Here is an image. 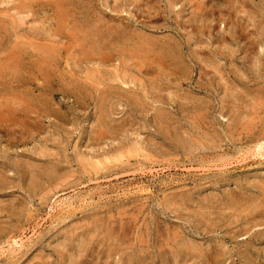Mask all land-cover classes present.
<instances>
[{
	"label": "rangeland",
	"instance_id": "1",
	"mask_svg": "<svg viewBox=\"0 0 264 264\" xmlns=\"http://www.w3.org/2000/svg\"><path fill=\"white\" fill-rule=\"evenodd\" d=\"M38 1L0 0V264H264V0Z\"/></svg>",
	"mask_w": 264,
	"mask_h": 264
},
{
	"label": "bare ground",
	"instance_id": "2",
	"mask_svg": "<svg viewBox=\"0 0 264 264\" xmlns=\"http://www.w3.org/2000/svg\"><path fill=\"white\" fill-rule=\"evenodd\" d=\"M39 1H40V0H39ZM39 1H38V2H39ZM43 1H44V0H43ZM46 1H47V0H46ZM46 1H45V2H46ZM58 1H59V0H58ZM68 1H69V0H68ZM21 2H22V1H21ZM26 2H28V1H26ZM29 2H31V1H29ZM33 2H34V1H32V3H33ZM86 2H87V1H86ZM46 3H48V1H47ZM24 4H25V3H24ZM26 4H27V3H26ZM35 4H37V3H35ZM40 4H41V3H40ZM49 4H50V3H49ZM49 4H48V5H49ZM53 4H54V3H53ZM64 4H66V3H64ZM73 4H74V3H73ZM73 4H72V5H73ZM81 4H82V3H81ZM27 5H29V4H27ZM45 5H47V4H45ZM24 6H25V5H24ZM24 6H23V11H24ZM49 6H50V5H49ZM62 6H64V5H62ZM26 7H27V6H26ZM28 7H31V6H28ZM32 7H33V6H32ZM70 7H71V6H70ZM72 7H73V6H72ZM19 8H21V7H19ZM36 8H37V7H36ZM74 9H75V8H74ZM20 11H22V10H20ZM34 13H35V12H34ZM68 16H69V15H68ZM67 21H68V20H67ZM92 28H93V27H92ZM58 29H59V28H58ZM58 29H57V30H58ZM41 30H42V29H40V31H41ZM60 30H61V33H62V29H60ZM97 30H98V29H97ZM58 32H59V31H58ZM111 32H113V31H111ZM37 33H38V32H37ZM59 33H60V32H59ZM83 33H84V32H83ZM43 34H45V33H43ZM86 34H87V33H86ZM86 34H84V35H86ZM22 35H23V34H21V36H22ZM36 35H37V34H36ZM50 35H51V34H50ZM59 35H60V34H59ZM96 35H97V34H96ZM65 36H66V35H65ZM88 36H89V35H88ZM100 36H101V35H100ZM113 37H114V36H113ZM54 38H55V37H54ZM84 38H85V37H84ZM88 38H89V37H88ZM102 38H103V37H102ZM26 39H27V38H26ZM41 39H42V38H41ZM95 39H96V38H95ZM100 39H101V38H100ZM108 39H110V38H108ZM108 39H107V40H108ZM118 39H119V38H118ZM139 39H140V38H139ZM53 40H54V39H53ZM97 40H99V38H98ZM101 40H102V39H101ZM107 40H106L105 42H108ZM140 40H142V39H140ZM145 40H147V39H145ZM152 40H153V39H152ZM38 41H39V40H38ZM45 41H47V40H45ZM48 41H51V40L48 38ZM48 41H47V42H48ZM86 41H87V40H86ZM94 41H95V40H94ZM112 41H113V40H112ZM125 41H126V40H125ZM22 42H23V41H22ZM22 42H21L20 45H22ZM55 42H56V41H55ZM81 42H83V41H81ZM118 42H119V41H118ZM145 42H146V41H145ZM147 42H149V41L147 40ZM150 43H151V42H150ZM25 44L27 45L26 42H25ZM89 44H90V43H89ZM100 44H101V43H99V45H100ZM106 44H107V43H106ZM141 44H142V43H141ZM154 44H155V42H154ZM26 45H25V46H26ZM90 45H91V44H90ZM93 45H94V44H93ZM124 45H125V44H124ZM132 45H133V44H132ZM152 45H153V44H152ZM152 45H150V46H152ZM155 45H156V46H159V45H157V43H156ZM25 46H23V47H25ZM43 46H45V45H43ZM104 46L106 47V45H104ZM118 46H119V45H118ZM125 46H126V45H125ZM133 46H134V45H133ZM153 46H154V45H153ZM156 46H155V47H156ZM23 47H22V49H23ZM94 47L96 48V46H94ZM94 47H93V49L91 48V49H89V50H91V51L93 50V51H94ZM108 47H109V46H108ZM108 47H107V48H108ZM134 47H135V46H134ZM138 47H139V45H138ZM146 47H147V46H146ZM99 48H101V47H99ZM102 48H103V47H102ZM102 48H101V49H102ZM157 48H158V47H157ZM45 49H46V48H45ZM45 49H44V50H45ZM143 49H144V46H143ZM145 49H146V48H145ZM145 49H144V50H145ZM152 49H153V48H152ZM169 49H170V48H169ZM173 49H174V48H173ZM24 50L27 51L26 48L23 49V52H24ZM98 50H99V49L97 48L96 51H98ZM105 50H106V48H105ZM134 50H135V49H134ZM138 50H139V49H138ZM37 51H38V50H37ZM45 51H46V50H45ZM173 51H174V50H173ZM18 52H19V51H18ZM43 52H44V51H43ZM98 52H99V51H98ZM133 52H134V51H133ZM140 52H141V51H140ZM140 52H139V53H140ZM161 52H162V51H160V53H161ZM163 52H164V51H163ZM20 53H21V52H20ZM28 53H30V52H28ZM44 53H45V52H44ZM54 53H55V52H54ZM160 53H159V54H160ZM49 54H50V51H49ZM87 54H88V53H87ZM137 54H138V53H137ZM140 54H142V53H140ZM161 54H163V53H161ZM161 54H160V55H161ZM18 55H19V54H18ZM94 55H95V54H94ZM160 55H159V56H160ZM163 55H164V54H163ZM167 55H168V54H167ZM48 56H49V55H48ZM48 56H46V57H48ZM82 56H83V55H82ZM96 56H97V55H96ZM141 56H142V55H141ZM18 57H19V56H18ZM46 57H45V55H44V58H45V59H46ZM87 57H88V56H87ZM89 57H90V56H89ZM97 57H98V56H97ZM163 57H164V56H163ZM165 57H166V56H165ZM16 58H17V55H16ZM141 58H142V57H141ZM19 59H20V58H19ZM23 59H24V58H23ZM49 59H51V58H49ZM103 59H105V58H103ZM167 59H168V58H167ZM85 60H86V59H85ZM155 60H156V59H155ZM162 60H163V59H162ZM41 61H42V60H41ZM43 61H44V60H43ZM46 61H47V60H46ZM87 61H89L88 58H87ZM159 61L161 62L160 59H159ZM20 62H21V61H19V63H20ZM26 62H27V61H26ZM83 62H84V60H83ZM85 62H86V61H85ZM104 62H105V61H104ZM47 63H51V62H47ZM47 63H46V64H47ZM42 64H43V62H42ZM171 64H172V63H171ZM20 65H21V64H20ZM49 65H50V64H49ZM52 65H53V64H52ZM46 66H47V65H46ZM38 68H39V67H38ZM22 71H23V70H22ZM16 72H18V71H16ZM18 73H20V71H19ZM14 74H15V73H14ZM93 74H94V73H93ZM97 74H98V72H97ZM15 75H16V74H15ZM22 75H23V74H22ZM20 76H21V75H20ZM59 77H60V76H59ZM48 79H49V78H48ZM88 79H89V78H88ZM46 81H47V80H46ZM51 81H52V80H51ZM45 83H46V82H45ZM49 84L51 85V83H49ZM68 85H69V84H68ZM72 85H73V84H72ZM73 86H74V85H73ZM74 88H75V87H74ZM46 89H47V88H46ZM77 89H78V88H77ZM47 91H49V90H47ZM120 91H121V90H120ZM49 92H50V91H49ZM45 95H46V94H45ZM47 97H48V96H47ZM45 98H46V97H45ZM49 98H51V97H49ZM102 99H103V98H102ZM131 99H132V98H131ZM132 100H134V99H132ZM135 100H137V99H135ZM138 101H139V100H138ZM133 102H135V101H133ZM136 102H137V101H136ZM41 103H42V102H40V105H39L40 107H41V105H43V104H41ZM37 104H38V103H37ZM44 104H46V103L44 102ZM19 108H20V107H19ZM41 108H42V107H41ZM44 108H46V107H44ZM48 108H49V107H48ZM195 109H196V108H195ZM23 110H24V109H23ZM16 111H17V110H16ZM38 111H39V110H38ZM17 112H18V111H17ZM19 112H21V109L19 110ZM23 112H24V111H23ZM41 112H42V111H41ZM48 112H49V111H48ZM197 113H198V112H197ZM199 115H200V114H199ZM195 117H196V116H195ZM197 119H198V118H197ZM196 121H197V120H196ZM260 152H261V151H260ZM47 175H48V173H47ZM0 183H1V182H0ZM4 183H5V182H4ZM31 185H32V184H31ZM35 186H36V184H35ZM8 207H9V206H8ZM4 210H5V209H4ZM0 227H1V226H0ZM187 247H188V246H187ZM191 248H192V247H191ZM176 256H177V255H176ZM175 259H176V258H175ZM222 261H223V260H222ZM75 263H76V262H75Z\"/></svg>",
	"mask_w": 264,
	"mask_h": 264
}]
</instances>
